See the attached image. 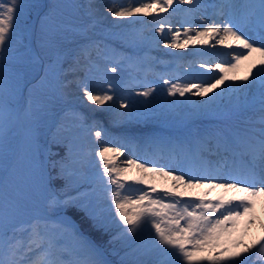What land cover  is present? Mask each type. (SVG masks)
I'll list each match as a JSON object with an SVG mask.
<instances>
[{"label": "snow or ice", "instance_id": "6c2138e0", "mask_svg": "<svg viewBox=\"0 0 264 264\" xmlns=\"http://www.w3.org/2000/svg\"><path fill=\"white\" fill-rule=\"evenodd\" d=\"M72 10L82 13L79 19H73ZM165 13H183V22L196 26L181 30L169 23L166 28L160 18ZM104 14L152 18L159 37L145 39L137 32L122 40L133 49L163 42L173 50L190 44L229 50L219 53L226 57L219 63L200 62L199 71L192 67L197 82L161 78L168 86L163 111L190 119L182 138L136 135L145 131L138 125L158 118L147 99L155 91L151 86L137 93L145 98L141 110L114 94L111 82L96 94L76 81L81 65L93 61V51L113 62L105 66L113 74L125 63H143L138 53H121L104 42L107 37L98 38ZM104 14L94 0L64 5L0 0V264H248L249 256L264 259V235L244 239L257 223L264 229L257 215L258 202L264 214V0H113ZM242 66L246 74L236 75ZM74 83L87 101L108 104L111 123L122 125L115 137L91 125L94 147L79 157L69 138L72 129L59 124L51 137L44 130L56 102ZM210 115L215 117L208 121L211 127H193ZM75 120L83 127L79 115ZM21 163L28 191L43 196L40 216H29L30 201L20 195ZM217 189L220 194L212 197ZM29 253H35L32 260H26Z\"/></svg>", "mask_w": 264, "mask_h": 264}, {"label": "rangeland", "instance_id": "374dc122", "mask_svg": "<svg viewBox=\"0 0 264 264\" xmlns=\"http://www.w3.org/2000/svg\"><path fill=\"white\" fill-rule=\"evenodd\" d=\"M60 5L66 4V1L56 0ZM128 0H118V3H126ZM94 4L97 7L99 13L104 14L107 6H111L113 4V0H94ZM72 12L76 13L72 10ZM81 14L82 13H78ZM167 18H171L170 21L164 19L165 27L167 28L169 23L172 21L171 26L173 28H181L192 26L187 23H184L183 13L180 14H171L165 13ZM176 17V18H173ZM161 18V17H160ZM173 18V19H172ZM142 19V20H141ZM141 21V22H137ZM176 25V26H175ZM155 25L152 23L151 17H143L137 16L131 19H116L106 14L101 16V23L97 29L98 38L107 37L104 42L109 45L112 49H118L121 53L132 54L133 52L138 53L141 57L144 58L143 63L140 64L139 67H133L130 64H123L118 68L117 73L113 74L111 72H106V65L108 68L113 66V62L110 59H106L103 55L93 51V61L88 65H81L79 69V75L75 77L77 82L82 81L86 83L90 89H93L96 94H102L104 91L108 90L109 82L114 86V94L119 95L124 99L125 102L131 100L134 102V106L141 110H144L146 105L141 102L145 99L142 96L137 95V93L144 91V86H151L155 89L153 95L148 99L150 102V107L153 110L157 119L148 120L145 123H141L138 125L139 127L145 129L143 133H137V136H141L143 139H149L151 137H183L188 133L190 128L188 125L190 124V119L185 118L181 119L180 113L177 112L175 114H169L166 111H163L166 108V105L163 104V101L167 94V85L163 83L162 77L164 79H168L170 77L174 78L173 82H175V78H179L181 82L187 81L189 78H192V82H197L194 77L196 73L191 74V68L195 67L197 71H199L198 65L200 62L196 63V61H192L191 63H183L181 62L175 55V50L166 49L163 51L162 55H153L150 53V49L156 48L160 49L163 47V42H161L159 47H156L154 44L150 48L141 49H133L130 48L128 44L122 43L123 39H132L134 33H139L145 39H150L153 35L159 37V33L154 32ZM183 39V37H182ZM149 49V50H148ZM166 53H173L168 55ZM221 61H218V63ZM151 67L150 71H146V68ZM156 66V67H155ZM92 69L90 72L89 69ZM181 71L180 73L177 71ZM188 72H191L188 75ZM115 77L110 81L111 77ZM223 87V86H222ZM217 91H219L217 89ZM209 95H214V93H209ZM208 97H192L193 100L204 99L206 100ZM226 98V97H225ZM168 100H171L172 97H167ZM183 99V98H178ZM224 103H228V98L225 99ZM73 107L72 111L73 115L64 116V122L62 123L65 128L72 129V137L78 140V144H81L80 152H77L76 155L79 157L85 153H91L94 147L95 137L88 131V128L94 123L100 125L105 130H107L110 135L113 137L121 135V133L117 132L115 129H112V123L109 119V113L106 111L108 108V104L97 106L87 101L82 94V91L79 87H77L76 83H74L70 89L67 90L66 97L63 100H59L56 102L55 107L57 111L48 119H46L44 130L48 133H55L57 129L49 132L53 126L57 123L59 117L67 111L66 108L68 106ZM178 109H182L186 114V109H183V106L178 105ZM123 111V109L121 110ZM100 113V114H99ZM96 114V115H95ZM99 114V115H98ZM79 115L83 120V127L76 126L75 117ZM213 116V115H211ZM203 125H193V127H211V124L208 123V117H205ZM204 119V118H203ZM186 123V124H185ZM173 124V125H172ZM187 127L184 131H168L169 127L178 128L180 125ZM137 125H133L136 127ZM113 127L118 128L119 125H114ZM122 127V125H121ZM170 129V128H169ZM94 130H100V128H96ZM164 132L166 134H164ZM167 135V136H166ZM96 150H99L98 148ZM128 150L125 149V156H127ZM137 155H143V152L137 153ZM135 158V157H133ZM123 160L124 157H121ZM19 173L21 176L23 175L22 182L24 183V188L28 191L27 183L24 182L25 178V165L23 163L20 164ZM95 170V169H93ZM31 195L33 193L29 192ZM40 194L36 193L35 196ZM240 225L241 230L245 228L243 222ZM250 229H248L249 231ZM244 239L246 240V235H244ZM23 251V249H21ZM35 256V253H29L26 257V260H32ZM264 264V259L254 258L253 261H248V264Z\"/></svg>", "mask_w": 264, "mask_h": 264}, {"label": "bare ground", "instance_id": "6f19581e", "mask_svg": "<svg viewBox=\"0 0 264 264\" xmlns=\"http://www.w3.org/2000/svg\"><path fill=\"white\" fill-rule=\"evenodd\" d=\"M161 18L162 19H167V21H170L171 20L170 17L169 18L166 17V14H162V17ZM173 18H176V17H173ZM172 21L170 22L171 24H172ZM197 23H199V20H197ZM191 25H192V27H195L196 26V24H191ZM164 50H165L164 47H161L160 49H156V48L154 49V48H152V49H150V53H152L153 55H162V53H164L163 52ZM226 51H229V50L226 49L224 46H220V45H217L216 48H210L208 46L191 45L190 44L188 46V48H186V49H177L175 51V53H179V55H176V54L175 55L183 63H191L192 61H196V63L203 62V61H211L213 63H218V61H221L222 59H226V57H222L221 55H219V53L226 52ZM198 52H199V54H197ZM149 68L152 69L151 67H149ZM149 68H148V70H149ZM235 74L238 75V76L245 75L246 74V70L242 66L241 69L237 70V72ZM188 75H190V73H188ZM237 83H238V81H237ZM56 111H57L56 109H53V113L50 114L49 118ZM200 119H202V120L205 121V119H207V118L201 117ZM197 125H199V124H197ZM164 134H166V133L164 132ZM165 162L166 161H163L161 163H165ZM21 174L19 173V175L21 177V181H22L23 180V175L21 176ZM20 189H21L20 195L22 197L28 198L29 201H30L31 210L29 212V216H40V215H42L43 214V196L42 195H38V196H35L34 197L33 195H31L24 188V183L23 182L20 183ZM196 191L202 193L204 190L203 189H197ZM220 192H221V190L220 189H217V190H215V191H213L211 193V196L212 197H215L216 195L220 194ZM229 195H231V194H229ZM257 215L259 216L260 219H264V214H262L260 212V204H259V202L257 204ZM27 219H28V216H25V217L22 218V220H27ZM260 235H264V229H261L259 227V224L257 223V225H255L252 228H250V230L247 232V234H246V240H247V242H251L254 238H258ZM254 258H257V257L256 256H249L248 261H253Z\"/></svg>", "mask_w": 264, "mask_h": 264}, {"label": "trees", "instance_id": "16d2710c", "mask_svg": "<svg viewBox=\"0 0 264 264\" xmlns=\"http://www.w3.org/2000/svg\"><path fill=\"white\" fill-rule=\"evenodd\" d=\"M63 1H66V4H69V3L74 2V0H63ZM75 2L84 3L85 0H75ZM62 10H64V9H62ZM73 11H75V10H73ZM75 12H76V11H75ZM73 14L76 15L75 18L73 17V19H79L80 16H81V14H78V13L76 14V13L73 12ZM68 115H73V112H70V111L64 112V113L59 117V119H58L57 123L55 124V126H53L52 129H51L49 132H51V131L57 129V125L62 124V123L64 122V116H68ZM64 127H66V124H65ZM49 137H51V133L49 134ZM69 138H70V139L72 140V142H73V143H72V146H73L74 152H75V153L79 152V151L77 150V148H78L79 146H81V144H78V140L75 139V138H73L72 136H70ZM61 183H62V182H61ZM105 239H107V238H105Z\"/></svg>", "mask_w": 264, "mask_h": 264}]
</instances>
